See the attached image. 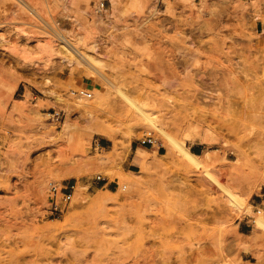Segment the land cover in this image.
<instances>
[{
    "label": "rangeland",
    "instance_id": "obj_1",
    "mask_svg": "<svg viewBox=\"0 0 264 264\" xmlns=\"http://www.w3.org/2000/svg\"><path fill=\"white\" fill-rule=\"evenodd\" d=\"M119 91L148 95L170 153ZM102 97L91 119L59 100ZM261 214L264 0H0V264H264Z\"/></svg>",
    "mask_w": 264,
    "mask_h": 264
},
{
    "label": "bare ground",
    "instance_id": "obj_2",
    "mask_svg": "<svg viewBox=\"0 0 264 264\" xmlns=\"http://www.w3.org/2000/svg\"><path fill=\"white\" fill-rule=\"evenodd\" d=\"M67 45L69 47V53H72L76 59V63L77 65H84L83 63H80L82 61H78L77 59V51L79 49L76 48V44L75 42H73L72 39H68L67 40ZM78 45V44H77ZM75 48V50L73 49ZM81 48V47H80ZM81 52L82 55H84L82 53V50L79 51ZM88 58V57H86ZM91 59V58H90ZM90 62V61H89ZM96 63V62H95ZM92 64V63H91ZM97 67H95L94 65H91V72H92V75L94 74H98V71L96 69ZM90 69V68H89ZM94 73V74H93ZM100 73V72H99ZM106 81L107 79L105 77H103ZM108 82V81H107ZM107 84V83H106ZM192 93H195L194 91H192ZM118 95H119V98L122 102L124 103H127V104H130V105H133L135 110H136V114L135 116H137V118H139L140 120H142L145 124H147L148 126L158 130L162 136L164 137V140L166 143H168V149H167V152L170 153L171 152V149H170V146L169 144L172 143L173 141L170 140V138L167 136L166 133H164L161 128L158 127V125L156 124V121H155V118L153 116V114L150 112V109H152L151 107V104L149 102V97H147L148 95H146L144 92H138V97L136 98H130L126 92L124 91H119L118 92ZM100 97V96H99ZM198 98V97H197ZM59 100L63 103H65V107L67 108V110L71 109V108H79L80 110H84V112L87 114V116L89 117V119H91V110L97 108L98 106H101L102 105V102L104 100V98H98L96 99L94 102L95 105H88L89 102H85L84 100H82L81 98L78 99V101H73V102H64L63 99L59 98ZM105 101V100H104ZM169 101V100H168ZM106 102V101H105ZM104 102V104H105ZM172 103V102H171ZM132 106V107H133ZM65 108V109H66ZM118 112V111H117ZM128 113V112H127ZM121 121V120H120ZM123 122V121H121ZM124 123V122H123ZM191 123V122H190ZM193 123V122H192ZM65 125V124H64ZM194 125V124H193ZM191 126V124H190ZM189 126V127H190ZM66 127V126H65ZM192 127V126H191ZM193 128V127H192ZM191 128V129H192ZM195 128V127H194ZM194 130V129H193ZM101 134L103 135H107V136H111V134L108 132V131H104V130H101L100 131ZM184 134V133H183ZM171 137V136H170ZM194 137H196V133L192 130H189L187 131L184 135H183V139L184 141H187V140H192ZM173 140V139H172ZM184 141H182L181 143H179L178 141L175 140V142H178L179 144L177 143H174L176 144V148L178 149V158H179V161L180 163L184 166V167H187L189 168L190 166H194L196 168L199 169V172L202 173L204 176H205V179H208L209 182L212 181L213 183H216L214 181H216L217 179H215L212 174V172L207 168L208 167V162L211 158V155H210V152L209 151H202L201 153H194L192 152L190 149H188L185 144H184ZM175 148V149H176ZM113 156V155H112ZM107 159V158H106ZM105 158L102 157L101 158V161H104ZM139 174L143 175V170L139 172ZM200 178V177H199ZM204 179V180H205ZM128 182V181H127ZM130 183L132 184H135V182L133 181H129ZM218 183V182H217ZM215 185V184H214ZM226 189V188H225ZM223 188V190H225ZM230 191V190H228ZM227 192V191H226ZM225 192V193H226ZM228 193V192H227ZM231 193V192H230ZM228 193V195H231L233 193ZM227 195V196H228ZM226 196V197H227ZM232 196V195H231ZM232 198V197H231ZM106 199L105 197L101 196V195H96L94 197V201H102ZM230 199V198H229ZM234 198H232L233 200ZM231 200V202H233ZM229 201V200H228ZM230 202V201H229ZM101 203V202H100ZM234 203V202H233ZM233 203H230L232 205H234ZM247 212L251 211L249 208L246 209ZM255 227L262 231H264V214H261V215H258L256 218H255Z\"/></svg>",
    "mask_w": 264,
    "mask_h": 264
},
{
    "label": "built area",
    "instance_id": "obj_3",
    "mask_svg": "<svg viewBox=\"0 0 264 264\" xmlns=\"http://www.w3.org/2000/svg\"><path fill=\"white\" fill-rule=\"evenodd\" d=\"M19 1L20 0H16ZM104 2L101 1L97 7L99 10L102 9ZM15 13H18V10H14ZM73 95L81 96L86 99L91 97V92L87 88H82L78 91H73ZM58 114V113H56ZM57 118V117H56ZM139 143L142 146H153L156 143V140L153 138L150 132H147L139 139ZM103 178L100 175L96 176V181H101ZM73 186H70L72 188ZM72 192L66 187H57V185L50 184L48 188L47 201L49 203V208L51 213L59 215L64 210V205L70 201Z\"/></svg>",
    "mask_w": 264,
    "mask_h": 264
},
{
    "label": "crops",
    "instance_id": "obj_4",
    "mask_svg": "<svg viewBox=\"0 0 264 264\" xmlns=\"http://www.w3.org/2000/svg\"><path fill=\"white\" fill-rule=\"evenodd\" d=\"M145 150V148H136L131 152L130 154V159H129V164H135L134 162L137 161L138 157H140V154L142 153V151ZM146 151V150H145Z\"/></svg>",
    "mask_w": 264,
    "mask_h": 264
},
{
    "label": "trees",
    "instance_id": "obj_5",
    "mask_svg": "<svg viewBox=\"0 0 264 264\" xmlns=\"http://www.w3.org/2000/svg\"><path fill=\"white\" fill-rule=\"evenodd\" d=\"M192 152H194V153L198 154V152H196V151H194V150H192Z\"/></svg>",
    "mask_w": 264,
    "mask_h": 264
}]
</instances>
